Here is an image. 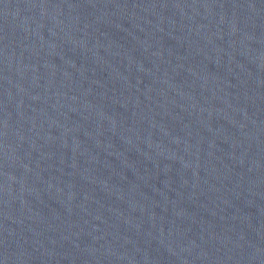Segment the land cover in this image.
Returning <instances> with one entry per match:
<instances>
[{
  "label": "water",
  "instance_id": "obj_1",
  "mask_svg": "<svg viewBox=\"0 0 264 264\" xmlns=\"http://www.w3.org/2000/svg\"><path fill=\"white\" fill-rule=\"evenodd\" d=\"M0 264H264V0H0Z\"/></svg>",
  "mask_w": 264,
  "mask_h": 264
}]
</instances>
